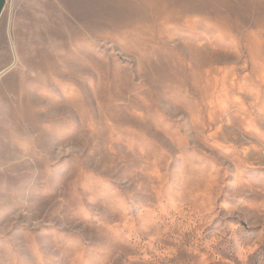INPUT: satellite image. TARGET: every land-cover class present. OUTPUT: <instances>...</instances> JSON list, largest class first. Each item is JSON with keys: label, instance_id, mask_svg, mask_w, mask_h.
<instances>
[{"label": "rangeland", "instance_id": "1", "mask_svg": "<svg viewBox=\"0 0 264 264\" xmlns=\"http://www.w3.org/2000/svg\"><path fill=\"white\" fill-rule=\"evenodd\" d=\"M2 27L0 264H264V0H9Z\"/></svg>", "mask_w": 264, "mask_h": 264}, {"label": "crops", "instance_id": "2", "mask_svg": "<svg viewBox=\"0 0 264 264\" xmlns=\"http://www.w3.org/2000/svg\"><path fill=\"white\" fill-rule=\"evenodd\" d=\"M9 0H0V33L1 30H4V27H2V21L4 19V15L8 6ZM4 74V72H0V78ZM1 95L3 97V92L1 91Z\"/></svg>", "mask_w": 264, "mask_h": 264}]
</instances>
